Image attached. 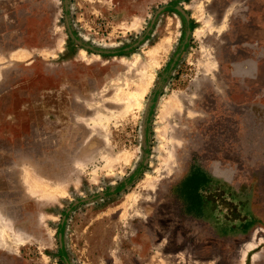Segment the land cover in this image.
Returning <instances> with one entry per match:
<instances>
[{
  "label": "rangeland",
  "instance_id": "1",
  "mask_svg": "<svg viewBox=\"0 0 264 264\" xmlns=\"http://www.w3.org/2000/svg\"><path fill=\"white\" fill-rule=\"evenodd\" d=\"M67 3L0 0V264H264V0Z\"/></svg>",
  "mask_w": 264,
  "mask_h": 264
},
{
  "label": "water",
  "instance_id": "2",
  "mask_svg": "<svg viewBox=\"0 0 264 264\" xmlns=\"http://www.w3.org/2000/svg\"><path fill=\"white\" fill-rule=\"evenodd\" d=\"M68 3H67V0H64V8L65 9H67L68 8V5H67ZM176 9L177 10H179L181 13H183V11L179 8V7H176ZM66 21H67V18H66ZM70 36L73 38V36H72V34H71V32H70ZM74 39V38H73ZM77 43H79V44H81V42H79V41H76ZM98 52L99 53H115L116 51H114V50H110V51H108V50H98ZM84 199H80V200H77V201H75V203H77V202H79V201H83Z\"/></svg>",
  "mask_w": 264,
  "mask_h": 264
}]
</instances>
